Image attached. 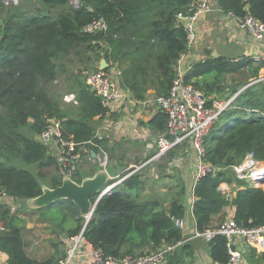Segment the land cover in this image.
I'll return each mask as SVG.
<instances>
[{
	"label": "trees",
	"instance_id": "obj_1",
	"mask_svg": "<svg viewBox=\"0 0 264 264\" xmlns=\"http://www.w3.org/2000/svg\"><path fill=\"white\" fill-rule=\"evenodd\" d=\"M2 1L0 193L21 203L22 210L23 202L40 196L43 186L55 189L65 176L48 148L36 141L45 119L59 120L62 137L75 143L76 149L90 141L104 146V140L93 138L97 120L109 111L90 91L84 74L97 72L99 60L104 58L108 70L118 69L119 87L134 100H144L151 88L155 96H167L176 63L187 50V35L178 15H190L195 0H78L77 5L68 0H19L17 5L9 6ZM216 5L225 14L250 15L264 23V0H217ZM98 18L106 23V32L82 31ZM263 67L248 58L206 59L193 64L184 77L186 84L210 102L223 95L229 101L241 90L206 138L205 160L222 171L199 179L193 186L192 217L197 232L212 228V218L228 205L234 209L233 221L238 227L264 226V192L234 180L231 171L247 154L264 162V81H259ZM240 74L242 82L227 83V77ZM59 90L74 95L76 104L63 103ZM148 126L158 137L166 130V116L157 114ZM21 164L34 166L39 172L18 168ZM83 178L79 168L71 176L78 184ZM232 184L244 189L229 202L226 191L219 187ZM143 187L141 175L135 172L97 203L83 238L105 257H138L182 239V231L171 218H184L181 200L185 189L177 188L165 207L144 197ZM31 211L55 235L61 232L73 238L83 228L84 218L67 200ZM0 223V252L7 255V264H37L25 252L24 222L18 212L0 205ZM207 247L213 263L228 264L224 237H215ZM175 256L169 257L166 264L176 261ZM58 261L51 257L41 264Z\"/></svg>",
	"mask_w": 264,
	"mask_h": 264
},
{
	"label": "crops",
	"instance_id": "obj_2",
	"mask_svg": "<svg viewBox=\"0 0 264 264\" xmlns=\"http://www.w3.org/2000/svg\"><path fill=\"white\" fill-rule=\"evenodd\" d=\"M216 1L209 0L210 11L200 14L192 22L195 38L183 55L184 66L191 67L206 59L240 60L264 57V45L241 31L235 20L218 8ZM116 72H118L116 67L110 68L114 78ZM259 77H264V67L259 71ZM116 80L118 83V79ZM120 90L124 95L127 94V98L113 106L101 120H97L96 132L103 137L104 147L110 155V164L118 175L127 169L139 173L144 182L143 196L158 201L165 207L168 204L167 200L177 188H186V195L184 194L182 198L185 200L182 238L187 239L195 231L192 217L195 153L191 146L186 144L176 147L163 157L167 160V165L162 162L163 158L147 163L155 153L157 138L148 126V123L160 113L158 106L150 102L156 93L153 88L148 89L145 99L136 101L127 90L121 88ZM51 152L52 147L49 146L48 154L51 155ZM78 168L84 178L93 176L96 170H99L96 161L88 157L82 158ZM163 170L166 173H162ZM148 187L151 188L150 191ZM230 189L235 193V190L237 192L244 187L232 185ZM0 205L8 207L12 213L17 211L24 222L22 232L24 249L32 260L37 264L51 257L58 259L59 264L65 260L66 253L72 245V238H67L65 233L61 232L59 235L53 234L48 224L40 221L35 212L26 208L25 202H23L25 209L19 210L21 203L0 196ZM233 217L234 209L228 205L219 215L212 218L211 227L233 220ZM232 242L235 249L245 251L246 256L241 253L240 264H264V255L257 254L248 243L244 244L239 238H234ZM88 251L87 247L79 246L76 257L70 264H88L86 255ZM7 259V255L0 252V264H7ZM175 260L172 264H216L210 259L207 244L196 240L187 242L177 251Z\"/></svg>",
	"mask_w": 264,
	"mask_h": 264
},
{
	"label": "built area",
	"instance_id": "obj_3",
	"mask_svg": "<svg viewBox=\"0 0 264 264\" xmlns=\"http://www.w3.org/2000/svg\"><path fill=\"white\" fill-rule=\"evenodd\" d=\"M72 5H77L78 0H68ZM19 0H3L5 6L17 5ZM210 11L209 0H195L192 4L190 15H178V19L183 21L184 29L187 35V48L192 44L195 38L194 27L192 22L202 13ZM229 17L235 20L238 28L247 33L256 42L264 45V23L255 20L250 15L236 17L229 14ZM107 26L103 19L98 18L88 24L82 30L86 34H96L106 32ZM186 53V52H185ZM184 53V54H185ZM176 63L174 79L167 96H154L150 102L158 106L160 113L166 116V130L163 134L156 138L155 153L150 157L147 163L162 159L168 152L182 145H189L193 149L196 157L194 166V184L207 175H215L222 171L220 168L208 165L205 160V144L206 138L215 123L218 121L222 112H224L230 103L234 100L235 95L229 101L214 99L210 102L202 92L192 88L185 83V75L190 67L183 64V55ZM255 63L264 66V57L253 59ZM119 71L116 72L115 78L110 70L98 71L90 74L85 83L89 88L94 89V93L98 95L102 108L110 111L113 106L121 103L127 98V94H123L118 86L117 80ZM264 81V77L259 78ZM66 102L76 104L74 95L70 94L64 97ZM94 140L103 141V137L95 132ZM36 141L41 145L49 148L52 147L51 156L56 160L58 165L63 169L65 176L71 178L81 161L82 157L93 159L97 163L99 170H105L109 164V155L106 148L93 141L77 148V145L62 137L60 121L56 118H46L44 129L36 136ZM94 148L95 150L93 151ZM232 175L236 181H245L250 186L260 189L264 192V162L256 161L252 154H247L243 161L238 165L231 167ZM135 172L130 169L125 170L107 186L103 193L109 195L112 189L120 184L124 179ZM123 174V175H122ZM235 185V184H232ZM231 185V186H232ZM229 187L221 186L220 190H225L227 200L230 202L236 194ZM0 196H5L0 193ZM174 226L183 231L184 221L182 219H173ZM87 218H84V225ZM81 232L71 239V247L68 249L67 259L61 264H69L76 253L79 246L83 245L88 248V264H165L167 259L177 253L187 242L201 241L208 244L215 237L222 236L226 239V248L230 256L228 264H240L242 255L236 251L233 245V239L239 238L245 240L257 254L264 255V226L255 228L238 227L233 220L224 221L215 227L209 228L204 232L196 230L186 239L173 243H164L153 253L144 254L138 257H126L123 259H113L105 257L100 250L94 249L83 238L84 227ZM0 230L3 225L0 223Z\"/></svg>",
	"mask_w": 264,
	"mask_h": 264
},
{
	"label": "water",
	"instance_id": "obj_4",
	"mask_svg": "<svg viewBox=\"0 0 264 264\" xmlns=\"http://www.w3.org/2000/svg\"><path fill=\"white\" fill-rule=\"evenodd\" d=\"M95 45L97 47L100 46L99 43H95ZM108 68V63L104 58H101L98 65V71H106ZM90 91L94 93L93 88H90ZM117 176L118 173L116 169L109 161L105 170H98L93 176L83 178L80 184L74 182L68 176H64L62 178L61 185L55 189L43 186L42 194L34 199L26 200L25 206L29 210H37L49 206L57 201H70L78 209L79 214L83 218H87V222L84 225V227H86L93 217L97 203L102 197L107 195L106 193H103V190L109 186V183ZM92 198H95L93 203L91 202ZM242 242L246 244L245 240H242ZM234 249L235 248H232V250ZM235 250L245 255V251L243 249L236 248Z\"/></svg>",
	"mask_w": 264,
	"mask_h": 264
},
{
	"label": "rangeland",
	"instance_id": "obj_5",
	"mask_svg": "<svg viewBox=\"0 0 264 264\" xmlns=\"http://www.w3.org/2000/svg\"><path fill=\"white\" fill-rule=\"evenodd\" d=\"M100 61V60H99ZM91 73H85L84 74V80H86V78L90 75ZM243 74H240V75H234V76H232V77H227V83L228 84H230V83H232L233 82V84H237V83H239V82H242L243 81V77L241 78L240 76H242ZM58 95L61 97L62 96V102L63 103H70V102H66L65 100H64V97L65 96H68L69 94H64V93H62L61 92V90H59L58 91ZM225 97H226V95H223L222 97H221V99L220 100H222V101H224V102H226L225 101ZM99 130V129H98ZM107 152H108V150H107ZM108 155H109V152H108ZM109 159H110V155H109ZM142 161V160H141ZM162 162H164L166 165H167V160H165L164 158L162 159ZM18 168H23V169H26V170H29L30 172H32L33 174H36L37 172H39V170H37L34 166H32V167H30V166H25V165H23V164H21V165H19V167ZM47 171V170H46ZM162 173H166L164 170L162 171ZM149 191H150V187H148L147 188ZM185 191H186V188H185ZM185 195H186V193H185ZM181 202H182V205L183 206H185V200L183 199V200H181ZM83 225H84V222H83ZM260 255H262V254H260ZM67 256H68V251H67V253H66V257H65V260L67 259ZM75 257H76V253H74V256H73V258L71 259V261L73 260V259H75ZM261 259V258H260ZM64 260V261H65ZM63 261V262H64ZM71 261H70V263H71ZM69 263V264H70Z\"/></svg>",
	"mask_w": 264,
	"mask_h": 264
}]
</instances>
